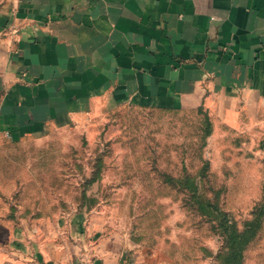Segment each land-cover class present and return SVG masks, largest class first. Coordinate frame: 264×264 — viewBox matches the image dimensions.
Instances as JSON below:
<instances>
[{"label": "crops", "instance_id": "crops-1", "mask_svg": "<svg viewBox=\"0 0 264 264\" xmlns=\"http://www.w3.org/2000/svg\"><path fill=\"white\" fill-rule=\"evenodd\" d=\"M121 104L203 108L264 142V0H0V144ZM0 264L181 263L0 195Z\"/></svg>", "mask_w": 264, "mask_h": 264}, {"label": "rangeland", "instance_id": "rangeland-1", "mask_svg": "<svg viewBox=\"0 0 264 264\" xmlns=\"http://www.w3.org/2000/svg\"><path fill=\"white\" fill-rule=\"evenodd\" d=\"M213 126L203 108H95L2 142L0 195L14 218L98 214L181 264H264L262 136Z\"/></svg>", "mask_w": 264, "mask_h": 264}, {"label": "trees", "instance_id": "trees-1", "mask_svg": "<svg viewBox=\"0 0 264 264\" xmlns=\"http://www.w3.org/2000/svg\"><path fill=\"white\" fill-rule=\"evenodd\" d=\"M246 235V234H245ZM233 254H236V252L235 253H233Z\"/></svg>", "mask_w": 264, "mask_h": 264}]
</instances>
